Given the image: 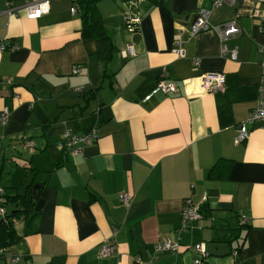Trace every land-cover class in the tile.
I'll use <instances>...</instances> for the list:
<instances>
[{
	"label": "crops",
	"instance_id": "crops-1",
	"mask_svg": "<svg viewBox=\"0 0 264 264\" xmlns=\"http://www.w3.org/2000/svg\"><path fill=\"white\" fill-rule=\"evenodd\" d=\"M37 1L0 0V113L10 112L0 125V189L25 193L43 183L35 205L41 215L33 227L16 222L22 238L1 251L0 264H195L196 244L226 226L241 227L240 239L204 264H264V128L249 124V137L234 142L258 99L264 16L255 12L263 5L101 0L116 46L106 63L96 40L79 34L76 0H49L50 11L30 19L25 6ZM200 9L212 10L214 26L237 23L241 32L227 41L237 58L222 54L215 30L191 35ZM131 13L142 17L136 29L127 23ZM129 43L136 55L125 58ZM214 71L225 73L224 89L201 91L199 77ZM160 80L177 90L146 100ZM67 130L95 137L77 155L65 143ZM122 192L133 198L130 206ZM187 200L202 217L178 232ZM164 238L178 241L179 251L156 252ZM106 240L117 244L110 257L99 254Z\"/></svg>",
	"mask_w": 264,
	"mask_h": 264
},
{
	"label": "built area",
	"instance_id": "built-area-1",
	"mask_svg": "<svg viewBox=\"0 0 264 264\" xmlns=\"http://www.w3.org/2000/svg\"><path fill=\"white\" fill-rule=\"evenodd\" d=\"M142 0H137V2H132V5L135 6L138 3H140ZM257 4L263 5L264 7V0H253ZM235 0H213V7L214 8H220L224 7L226 5H234ZM25 9L27 11L28 18L30 19H37L41 16L47 14L50 11V2L49 0H43V1H37V2H31L28 3L25 6ZM79 10L78 7H73L72 11L77 12ZM264 10V8H263ZM9 12L12 10H8ZM264 12V11H263ZM263 12L256 11L255 15L258 17H262L263 19ZM211 16H212V10L211 9H200L197 13L196 18L194 19L193 23L190 25L189 30L192 36L197 35L203 31H209V30H215L222 41V47L221 51L223 55L231 54V58L235 59L237 58L238 50L237 48L230 50L227 41H229L231 38L237 36L241 29L237 25L235 21H229L222 25H212L211 23ZM141 16L139 14L131 13L127 17V23L131 28L136 29L138 27V24L141 22ZM0 48L5 49L6 47L4 44L0 43ZM13 48H16V46H13ZM178 53L183 55L184 49L181 47L179 43L178 47ZM264 50V48H263ZM121 54L125 58L129 56L136 55V50L134 46L129 43L126 48L121 51ZM193 64L195 66H198L200 64L199 59H194ZM81 71L80 67H75L73 72L75 74L79 73ZM225 85V73L223 72H208L204 73L202 76L199 77V88L201 91L204 92H215V91H222L224 89ZM79 91H82V88L78 89ZM177 90V86L174 82H167L165 80H160L156 87L153 89V91L146 97V100L150 99L154 94L162 92L165 94H169L172 92H175ZM10 118V112L8 107H5L1 110L0 113V125H6ZM259 123L261 127L264 128V60L262 62V75L261 80L258 87V99L255 104V106L250 110L249 115L247 119L240 123L238 128V134L234 139L235 144H240L244 140H246L249 137V124H255ZM63 137L65 139V143L70 146L73 150L74 154H80L83 152L84 146L87 143H91L92 138L95 137V135H90L87 133H75L71 131H65L63 133ZM26 144L29 146H33V142L31 140H26ZM119 198L121 203L124 206H130L132 203L133 198L128 193H120ZM0 212H3V208L0 207ZM202 217L200 206L195 205L192 203L191 200H187L183 210H182V224L181 227L178 229V232H181L185 230L194 220H197ZM243 223L247 222V219L244 217L242 219ZM118 233V228H115L113 230L112 237H116ZM117 244L115 241H104L100 248H99V254L104 257H110L112 256L116 251ZM180 249V243L178 241L172 240L171 238H164L155 245V250L158 253L166 252V251H172L177 252ZM196 249L200 253L201 257L195 260V264H204L205 259L208 256L207 250H206V243L200 242L196 244ZM20 260L19 255H14L11 257V262H18Z\"/></svg>",
	"mask_w": 264,
	"mask_h": 264
},
{
	"label": "trees",
	"instance_id": "trees-1",
	"mask_svg": "<svg viewBox=\"0 0 264 264\" xmlns=\"http://www.w3.org/2000/svg\"><path fill=\"white\" fill-rule=\"evenodd\" d=\"M100 1L101 0H76L74 6L79 8L78 12L82 19L80 36L96 40L100 46L99 53L107 63L113 58L116 46L112 36L108 32L99 9L98 4ZM153 2L159 3L162 2V0H153ZM113 76V74L109 75L106 70L103 75V81L110 78V80L108 79V83L112 87ZM103 81L101 87L98 89L103 88ZM98 89L95 88L90 90V97L87 102L96 99ZM83 95H85V93ZM28 168L38 174V170L34 169V167L26 166V169ZM37 186L38 188H36ZM41 188H43V183L41 184L35 181L28 185L25 193H9L4 188L0 189V207L3 208V212H0V253L5 248L15 245L22 238V235L17 230V221H29V226L33 227L34 220H38L41 212L35 209V205L38 196L42 193ZM240 230L241 227H223L219 235L213 238V241L232 244L233 241L240 239ZM242 245L241 242L237 246V251L242 249Z\"/></svg>",
	"mask_w": 264,
	"mask_h": 264
},
{
	"label": "water",
	"instance_id": "water-1",
	"mask_svg": "<svg viewBox=\"0 0 264 264\" xmlns=\"http://www.w3.org/2000/svg\"><path fill=\"white\" fill-rule=\"evenodd\" d=\"M86 108H87L86 105L82 107V111H84ZM206 250H207L208 256L209 255L219 256V255L229 254L231 252V247H230V244L226 242H214V241L208 240L206 242Z\"/></svg>",
	"mask_w": 264,
	"mask_h": 264
},
{
	"label": "rangeland",
	"instance_id": "rangeland-1",
	"mask_svg": "<svg viewBox=\"0 0 264 264\" xmlns=\"http://www.w3.org/2000/svg\"><path fill=\"white\" fill-rule=\"evenodd\" d=\"M131 2H137V0H130Z\"/></svg>",
	"mask_w": 264,
	"mask_h": 264
}]
</instances>
